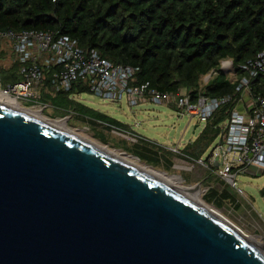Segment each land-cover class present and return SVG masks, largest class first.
I'll return each instance as SVG.
<instances>
[{"label": "water", "instance_id": "water-1", "mask_svg": "<svg viewBox=\"0 0 264 264\" xmlns=\"http://www.w3.org/2000/svg\"><path fill=\"white\" fill-rule=\"evenodd\" d=\"M244 235L185 190L0 103V264H264Z\"/></svg>", "mask_w": 264, "mask_h": 264}, {"label": "trees", "instance_id": "trees-1", "mask_svg": "<svg viewBox=\"0 0 264 264\" xmlns=\"http://www.w3.org/2000/svg\"><path fill=\"white\" fill-rule=\"evenodd\" d=\"M2 28L68 35L81 48L96 49L114 64L136 67L131 84L148 81L164 92L184 88L191 98L199 92L223 97L232 94L245 75L239 65L264 50V0H0ZM7 49L0 45V55L10 51ZM224 59L233 63V81L219 67ZM17 69L12 61L9 68H0L2 83L18 80ZM209 73L201 87L199 78ZM45 84L49 85L48 78ZM250 88L264 97V71L250 80ZM86 91L87 86L75 83L70 91L62 92L63 97L58 96L60 92L42 90L40 99L73 112L85 109L94 119L124 127L69 97ZM231 103L212 115L198 138L182 149L184 154L202 155L218 134V124L226 118ZM98 137L105 141L102 135ZM151 144L142 140L131 152L155 166L165 154ZM230 198L227 190L215 188L204 195L215 206Z\"/></svg>", "mask_w": 264, "mask_h": 264}, {"label": "built area", "instance_id": "built-area-1", "mask_svg": "<svg viewBox=\"0 0 264 264\" xmlns=\"http://www.w3.org/2000/svg\"><path fill=\"white\" fill-rule=\"evenodd\" d=\"M2 44L9 48L12 61L18 64L16 73L19 79L3 84L0 77V92L21 105L26 102V106H36L41 111L49 107L40 99L42 90L68 92L75 83L87 86L89 92L106 99L119 101L125 96L131 105L147 100L171 104L179 114L197 117L203 128L223 104L232 102L226 118L218 124L217 137L205 157L193 158L181 153L182 149L173 150L183 155L187 163L195 161L204 166L210 176L225 183L237 196L245 194L237 184L238 173L264 172V97L253 93L250 88V80L264 71V50L239 65L245 75L238 79L232 94L212 97L199 92L191 98L180 89L176 92L160 91L151 87L148 81L131 84L136 67L114 64L96 49L85 50L76 39L52 30L2 28ZM220 68L224 73L234 75L231 61L222 62ZM46 78L49 85L45 84ZM67 113V117L74 114L69 110ZM109 126L124 130L112 124Z\"/></svg>", "mask_w": 264, "mask_h": 264}, {"label": "rangeland", "instance_id": "rangeland-1", "mask_svg": "<svg viewBox=\"0 0 264 264\" xmlns=\"http://www.w3.org/2000/svg\"><path fill=\"white\" fill-rule=\"evenodd\" d=\"M8 52L4 53V55H0V68L7 69L10 67L13 57L10 56ZM225 61L231 60H222L219 67H221L222 62ZM210 74L211 73L199 78L201 87L205 83V78L208 79ZM225 74L230 81L235 79L234 75L226 72ZM180 92H186V90L181 88ZM71 97L75 101H79L90 108L99 110L123 124L130 126L146 140L151 141L153 147L163 150L165 155H162L157 165L153 166L145 160L136 158V155L131 152V148H134V142L137 141L135 137H127L123 140V136L108 135L107 132L101 131L98 126L93 127L84 124L78 121L73 115L69 116V118L64 121V125L67 129L116 154L125 155L129 161L134 162L141 168H146V170L151 169L166 175L176 186L178 185L183 189L199 183V192L195 196L197 201L219 212L229 222L240 228L245 235L256 241L264 242V191H262V188H264V172L258 174L238 173L236 176L237 184L242 188L245 194L237 196L225 183L210 176L208 171L204 169V166H201L195 161L193 164L187 163V159H185L183 155L173 150L177 147L183 149L186 145L194 142L198 138L203 130V124L199 123L197 117H190L186 114L181 115L171 104H159L150 100L131 105L125 96L117 101L106 99L86 91L76 93ZM22 104L25 106L27 105L26 102H22ZM238 107L241 108V105ZM30 110L37 113L34 108ZM53 111V108L46 107L43 108L42 112H39V114L58 124L63 123V118L69 114H56ZM100 135L104 137L105 141L98 137ZM215 139L216 138H214L210 145L204 150L201 155L202 157H205L209 153ZM121 146L126 147V149L121 148ZM176 157L182 159L184 162ZM210 188H215L219 192L227 190L231 198L224 200L219 206H215L211 202H206L204 200V195ZM257 212L260 213V215H258Z\"/></svg>", "mask_w": 264, "mask_h": 264}, {"label": "bare ground", "instance_id": "bare-ground-1", "mask_svg": "<svg viewBox=\"0 0 264 264\" xmlns=\"http://www.w3.org/2000/svg\"><path fill=\"white\" fill-rule=\"evenodd\" d=\"M225 64H227V63H225ZM0 103H3V104H5V105H8V106H11V107H14V108L20 109V110H24V111H26V112H28V113H31V114H33V115H35V116H37V117H40V118L45 119L47 122H50V123L54 124V125L57 126V127H60V128H62V129H64V130H68V131H70V130L67 129V128L65 127V125H64V124H65V122H64L65 119L62 120L63 123H61V124H58L57 122L52 121V120H48V119L44 118L42 115L39 114V112H42L41 109H39V108H37V107H27V106L21 105V104L18 103L14 98H11V97H9V96H7V95H4L2 92H0ZM31 108H34V109L37 111V113L31 111V110H30ZM71 132H72V131H71ZM73 133H74V132H73ZM75 134L78 135L77 133H75ZM78 136H80V135H78ZM80 137H81V136H80ZM82 138H83V137H82ZM84 139H85V138H84ZM86 140H87V139H86ZM87 141H89V140H87ZM89 142L92 143L93 145H95V146L101 148V149L104 150L105 152H107V153H109V154H112L113 156H115V157L121 159V160L124 161L125 163H127V164H129V165H131V166H133V167H135V168H137V169H139L140 171H143V172H145V173H148V174H150V175H153V176L159 178L160 180L164 181L165 183H167V184H169V185H171V186H173V187H175V188H179V189H181V190H183V191L185 190V191L187 192V194H188V195H189V196H190L195 202L199 203V204L202 205L204 208H206V209L212 211V212L215 213V214H220L219 212L213 210V209L210 208V207H207V206L204 205L203 203H201V202H199V201L196 200V197H195V196L198 194L199 191H194V190L192 189L193 186L185 187V189H183L182 187H180V186H178V185L176 186V185L174 184V182H172V180H171L170 178H168L166 175H164V174H160V173H158V172H156V171H154V170H151V169H147V170H146V168H145V169H144V168H141V167H139L138 165H136L134 162L129 161V160L126 158L125 155H119V154H116L115 152H113V151H111V150H109V149H107V148H105V147H102V146L98 145L97 143H95V142H93V141H89ZM177 182H178V181H177ZM188 188H189V189H188ZM220 216H222V215L220 214ZM244 236H245V238H246V239H247L252 245H254V246L257 247L259 250H261L262 252H264V242L262 243V242L256 241L255 239H252V238H250V237L247 236V235H244Z\"/></svg>", "mask_w": 264, "mask_h": 264}, {"label": "crops", "instance_id": "crops-1", "mask_svg": "<svg viewBox=\"0 0 264 264\" xmlns=\"http://www.w3.org/2000/svg\"><path fill=\"white\" fill-rule=\"evenodd\" d=\"M58 94V96H60V97H63V96H65L62 92H60V93H57ZM57 94H55V95H57ZM148 101V100H147ZM79 102V101H78ZM143 102H146V101H143ZM142 102V103H143ZM48 104H49V107H51V108H53L54 109V113H56V114H61V113H66L67 111H68V109L69 108H65V107H61V105H57V106H55V105H52V104H50L49 102H47ZM79 103H81V102H79ZM141 103V102H140ZM82 104V103H81ZM84 105V104H83ZM60 106V107H59ZM63 106V105H62ZM84 106H86V105H84ZM86 107H88V106H86ZM88 108H90V107H88ZM91 109H93V108H91ZM93 110H95V111H97V112H100V113H102V114H105V113H103V112H101V111H99V110H96V109H93ZM105 115H107V114H105ZM73 116H75L76 118H77V120L78 121H81V122H83L84 124H87V125H91V126H93V127H96V126H98L99 128H100V130L101 131H103V132H107L108 133V135L110 134V135H119V136H123V140H125L127 137H135L136 139H137V141H135L134 142V145L135 146H141L142 145V140H146L143 136H141L139 133H137V132H135L130 126H128V125H125L124 124V127L122 128V129H124L123 131H119V130H114V129H112L110 126H109V122L108 121H103V120H97V119H94L93 118V116L90 114V112L89 111H86L85 109H82V110H78V111H74V114H73ZM108 117H110V118H113V117H111V116H109V115H107ZM116 120V119H115ZM118 121V120H117ZM120 122V121H119ZM122 123V122H121ZM123 124V123H122ZM136 125V124H135ZM107 135V134H106ZM125 138V139H124ZM148 141V140H147ZM148 142H150V143H152L151 141H148ZM123 143V142H122ZM136 144H139V145H136ZM190 144V143H189ZM121 148H125L126 149V147H124V146H121ZM178 148V147H177ZM172 149V148H171ZM183 153V152H182ZM184 154V153H183ZM180 157V156H179ZM184 157V156H183ZM176 158H178V157H176ZM182 158V157H181ZM178 159H180V158H178ZM181 161H183L182 159H180ZM184 162V161H183ZM186 163V162H185Z\"/></svg>", "mask_w": 264, "mask_h": 264}]
</instances>
